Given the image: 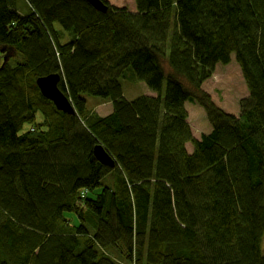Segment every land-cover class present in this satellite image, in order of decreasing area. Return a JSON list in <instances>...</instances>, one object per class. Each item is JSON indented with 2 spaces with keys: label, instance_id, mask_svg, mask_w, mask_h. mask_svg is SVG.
<instances>
[{
  "label": "trees",
  "instance_id": "16d2710c",
  "mask_svg": "<svg viewBox=\"0 0 264 264\" xmlns=\"http://www.w3.org/2000/svg\"><path fill=\"white\" fill-rule=\"evenodd\" d=\"M17 1L0 0L21 58L0 68V264H264V0ZM231 60L236 113L203 88ZM55 72L73 114L36 85ZM128 73L161 94L127 99ZM187 103L209 123L198 138Z\"/></svg>",
  "mask_w": 264,
  "mask_h": 264
},
{
  "label": "rangeland",
  "instance_id": "374dc122",
  "mask_svg": "<svg viewBox=\"0 0 264 264\" xmlns=\"http://www.w3.org/2000/svg\"><path fill=\"white\" fill-rule=\"evenodd\" d=\"M109 5L125 6L131 11H135L134 0H105ZM16 10L21 15L28 14V9L22 0H18L16 3ZM58 26V25H57ZM66 37H63L64 42ZM2 43H0L1 45ZM4 51V49H3ZM6 54L4 57V66L7 62L14 63L20 61L19 54L13 48H10V53L4 51ZM8 54V55H7ZM6 58V60H5ZM130 73L127 76L121 77L120 83L123 90V95L131 100L140 95L157 96L160 92L152 89L146 82L139 81L130 77ZM204 90L209 93L211 99L216 105L224 109L229 113H236L239 109V101L248 94L246 82L242 76L240 67L231 60L230 63L224 65L218 63L215 67L214 73L210 78L203 83ZM158 92V93H156ZM87 107L93 109L99 116L111 112L112 105L109 101L98 96H86ZM188 120L190 121L194 132V136L198 137L199 134L207 132L209 130V123L206 118L204 110L198 104L187 103ZM37 121L40 120V113L36 114ZM28 124H25V128ZM112 181V175H107L102 179L103 184H109ZM97 191V190H96Z\"/></svg>",
  "mask_w": 264,
  "mask_h": 264
},
{
  "label": "water",
  "instance_id": "95a60500",
  "mask_svg": "<svg viewBox=\"0 0 264 264\" xmlns=\"http://www.w3.org/2000/svg\"><path fill=\"white\" fill-rule=\"evenodd\" d=\"M94 9L106 12L108 5L103 0H85ZM6 60V58H5ZM60 81L59 73H50L36 78V85L42 94V96L53 102L57 110L63 111L68 114L75 113V109L72 106L70 100L59 88L58 83ZM93 153L95 158L104 165L114 166V160L110 154L99 143L93 147Z\"/></svg>",
  "mask_w": 264,
  "mask_h": 264
},
{
  "label": "flooded vegetation",
  "instance_id": "af4514ba",
  "mask_svg": "<svg viewBox=\"0 0 264 264\" xmlns=\"http://www.w3.org/2000/svg\"><path fill=\"white\" fill-rule=\"evenodd\" d=\"M10 48L11 47H9L8 45H5V44H1L0 45V68H2L3 66H2V64H3V62H4V57H5V53H4V51L5 52H7L8 54L10 53ZM3 49H4V51H3ZM7 54V55H8Z\"/></svg>",
  "mask_w": 264,
  "mask_h": 264
},
{
  "label": "crops",
  "instance_id": "0c3cea01",
  "mask_svg": "<svg viewBox=\"0 0 264 264\" xmlns=\"http://www.w3.org/2000/svg\"><path fill=\"white\" fill-rule=\"evenodd\" d=\"M156 97H157V96H156ZM223 110H224V109H223ZM224 111H225V110H224ZM188 117H189V115H188ZM188 122H189V124H190L191 130L194 131V130H193V127H192V125H191V123H190L189 120H188ZM209 129H210V128H209ZM208 131H209V130H208ZM208 131H207V132H208ZM204 133H205V132H204ZM194 134H195V133L193 132V135H194ZM199 136H200V134H199ZM199 136H198V137H199ZM195 137H196V136H195ZM198 137H196V138H198ZM186 148H187L188 151H191V145H190L189 143L186 144Z\"/></svg>",
  "mask_w": 264,
  "mask_h": 264
}]
</instances>
